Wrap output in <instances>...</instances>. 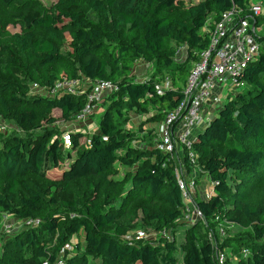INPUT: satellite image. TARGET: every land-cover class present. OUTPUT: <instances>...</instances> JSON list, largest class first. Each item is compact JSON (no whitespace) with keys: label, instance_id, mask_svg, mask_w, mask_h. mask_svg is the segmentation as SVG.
Masks as SVG:
<instances>
[{"label":"trees","instance_id":"trees-1","mask_svg":"<svg viewBox=\"0 0 264 264\" xmlns=\"http://www.w3.org/2000/svg\"><path fill=\"white\" fill-rule=\"evenodd\" d=\"M19 1L22 0H0V3L10 6ZM233 3L246 9L249 0L190 3L180 0H56L47 10L17 16L20 30L12 34L11 42L16 53L29 62L25 68L29 84L27 89L22 78L11 74L14 54L0 39V62L6 69L0 74V120L13 121L24 134L23 137H4V130H0V210L19 218H39L40 223L5 237L0 235L4 247L0 264H54L58 259L64 264H177V247L172 238L160 236L158 242H132L121 237L122 227L115 225L117 236L110 230L122 217L113 203L127 182L110 177L116 161L133 165L143 157L148 158V163L138 165L130 175L128 193L125 196L120 193V197L123 205L136 195L162 201L163 210L147 214L144 209L148 217L160 223L159 232L164 228L172 229L183 218L184 208L175 177V158L169 161L168 155L154 148L133 147L134 134L122 128L118 121L122 108L145 113L151 104L158 109L150 119H163L166 111L181 100L182 84L191 65L189 69L185 66L193 61L195 51L206 46L207 36L201 29L216 21ZM79 4L86 14L76 9ZM94 16L106 17V21H93ZM255 18L257 26L264 25V13ZM66 31L70 41L61 52L57 44L63 41ZM258 38L259 52L242 76L246 87L227 98L194 141L197 164L216 184L209 199L198 196L194 199L206 223L197 220L196 224L188 225L182 264H217L215 249L208 238L209 229L216 232L220 219L238 210L245 218L244 226L250 229L245 237L236 241L226 238L220 243L217 238L222 250L231 247L237 252L235 259L227 252L224 264H264V200L252 204L243 190L244 184L264 167V31ZM181 45L187 47L188 56L178 61L176 56ZM137 60L154 66L155 72L145 81H133L130 75ZM164 68L165 73H175L172 80L176 90L156 96L153 83L155 78H160L157 70ZM62 77H80L89 82L106 79L119 87L102 101L104 111L94 131L71 132L70 147L75 153L68 152L65 156L63 129L59 135L46 130L33 135L42 128V122L55 121L51 115L54 108H59L62 119L69 121L84 106L83 93L49 92V87ZM34 82L41 86L40 91L32 89ZM85 135L87 145L79 148L80 139ZM120 150L124 154H120ZM67 157L69 163L58 171ZM150 158L153 160L149 161ZM28 175L39 178L41 185L33 180L25 181ZM232 179L234 183H230ZM84 180L90 190H93L91 182L97 181L103 188L101 196L72 194L71 199L58 203L57 193H68L73 183ZM21 187L23 195L15 204L14 195ZM227 204H232V209L226 207ZM41 228L50 234L58 233L55 246L48 247L44 243ZM80 229L85 241L82 253L72 257L62 255L63 247L71 240L68 236ZM243 249L249 250L246 257L241 254Z\"/></svg>","mask_w":264,"mask_h":264},{"label":"built area","instance_id":"built-area-1","mask_svg":"<svg viewBox=\"0 0 264 264\" xmlns=\"http://www.w3.org/2000/svg\"><path fill=\"white\" fill-rule=\"evenodd\" d=\"M263 1L249 0L246 9L233 3L230 8L220 13L216 21L204 26L205 29L202 32L207 36V43L205 47L194 53L192 65L186 81L182 85L181 100L172 109L166 111L155 129H151L153 141H155L153 148L163 155H168L169 161H172L173 158L177 161L174 171L184 203L183 219L185 220L183 221L186 223L193 224L197 220L206 223L194 199L196 196L200 199H209L216 184L197 164L193 147L199 131L210 121L209 118L205 119L206 106L209 105L211 99L217 104L221 103L222 89L227 80H230V85L233 88L246 87V81L242 79V76L247 65L254 61L259 52L258 37L261 26H257L255 17L264 13ZM182 50H187V47L184 45ZM187 56L186 51L185 59ZM178 57L179 54H177L176 59L181 61L182 58L179 59ZM148 64L152 65L150 62ZM154 72L153 66V72L150 76ZM150 76L145 77L144 81ZM172 77L166 73L160 78H155L153 90L156 96H162L167 91L176 90ZM87 83L84 85V80L80 77H62L49 87L51 94L63 92L71 95L80 93L85 95L84 106L72 117V121L75 123H86L104 98L119 89L117 84L106 79H97ZM31 85L33 90L40 91L41 86L38 83L34 82ZM3 128L0 120V130ZM80 128L76 131H85L82 126ZM71 132L66 128L62 130V143L66 147L72 145ZM202 173H205L209 182L208 187L205 186L203 191L197 181V176ZM192 214L195 219H192ZM39 223V218H21V221L15 222L12 227L7 225L5 231L11 234L9 231L14 232V226L35 227ZM216 230L214 232L209 229L208 238L215 249L217 264H224L228 255L217 243L218 235L223 236L224 229L216 227ZM170 231V229L164 228L160 230L159 235L165 239H170ZM5 236L3 235V237ZM3 237L0 236V247ZM248 253V249H243L241 252L244 257ZM43 264L47 263L43 262ZM54 264H64V262L62 259H58Z\"/></svg>","mask_w":264,"mask_h":264},{"label":"rangeland","instance_id":"rangeland-1","mask_svg":"<svg viewBox=\"0 0 264 264\" xmlns=\"http://www.w3.org/2000/svg\"><path fill=\"white\" fill-rule=\"evenodd\" d=\"M184 3H190V2H196L199 0H180ZM56 3V0H22L16 3H13L10 6H5L2 3H0V39L3 40V42L9 46L12 49V53L14 54V65L10 67L11 74L17 77L22 78V84L27 87L28 89V76H27V66L29 65V62L22 56L16 53V49L14 44L11 42V36L14 32L19 31V24L17 23L18 17L22 14H28L34 11H37L39 9L47 10L50 6L54 5ZM264 5V1H263ZM81 4H79L76 9H80ZM83 14H86L87 11L81 10ZM93 21L103 20L106 21V17H92ZM105 19V20H104ZM205 29V27L202 28V31ZM261 32L264 31V25L261 26ZM70 41V36L68 32L66 31L63 34V41L61 43H58L59 50L61 52H64L67 48V44ZM4 59V57L1 56V59ZM144 64V67H146V74L140 73L139 75L137 73L133 74L134 67L131 68L130 75L132 76L133 81H143L145 77L151 75L153 72V66L151 64H147L145 61H140ZM190 64L187 63L185 66V69H189ZM6 69L3 64V62H0V74L5 73ZM165 71L167 69H160L157 70L159 72V75L157 77H162L165 75ZM171 76H173L175 73L172 71L169 72ZM181 81V80H179ZM182 82V81H181ZM183 85V84H182ZM244 87H238L233 88L230 85V80H227L225 87L222 89V101L221 103H215L212 107L211 111L205 115V119L213 118L217 115L220 106L223 104L224 101H226V98L233 97L236 92L243 91ZM30 94V92H28ZM32 93V92H31ZM229 95V96H228ZM126 102V101H125ZM157 108L156 105L151 104L150 108ZM155 110V109H154ZM104 111V106L102 104L99 105L98 109L93 114V123L97 126L99 123V119ZM151 111V110H150ZM151 112H141L137 111L135 109H128V108H122L121 116L119 118V124L122 128L128 129L132 134H134L135 138L131 142V145L136 148H141L144 150L152 149L153 148V141L152 138V132L151 129H155L158 124V120H151L148 118L152 113ZM51 115L55 118V121L52 124H45L42 122V128L37 129L36 132H34L33 135L39 134L42 131L46 130L52 133V135H59V131L64 129L63 124L65 121L61 117V113L57 108H54L51 111ZM2 126L4 127V137H23L24 134L20 132L17 129L16 124L11 120H1ZM45 126L47 128L45 129ZM69 129V128H66ZM146 130V132L143 134V131ZM87 135H85L84 142L83 140L80 143L79 148H85L86 147V140ZM70 153L73 155L75 151L71 149V147H66L63 150L64 156L67 153ZM120 154H124L123 150L119 151ZM149 153V152H146ZM69 157H67L66 160L62 161L61 166L57 168L58 171L62 170L67 164L69 163ZM153 158H150L149 161H152ZM148 163V158L143 157L141 158L137 163L133 165H125L121 164L119 161H116L114 163V170L110 174V177L113 179L118 180H127L126 183L121 187L120 193L121 196H125L128 193V189L131 186L130 183V175L133 173V171L137 168H139L141 165H145ZM139 165V167H138ZM52 175H55L54 172L51 173ZM197 181L200 186V189L203 191L204 187H208V179L207 176H205V173L199 174L197 176ZM25 181L33 180L34 183H37L38 185H41L42 181L33 176L28 175L25 179ZM230 183H234L233 179L229 180ZM207 183V184H206ZM91 186L93 187V190H90L87 187V182L84 180L81 183L75 182L72 185V190L68 193H57L55 195L58 203L62 202L65 199L72 198V194H77L81 197H87L92 196L95 197L97 195L101 196V192L103 191V188L101 185L97 183V181H92ZM243 190L246 191L248 200L252 204L260 203L264 200V167L260 169L259 174L257 176H252L249 181L244 184ZM23 188H18L17 193L14 195V203L17 204L19 198L23 195ZM120 193L117 196V199L115 200L114 208H118L119 212L122 214V217L117 219L114 224L111 226L112 233L117 236L115 233V225L122 227L123 229V237L124 239L132 242H158L161 240L159 235V222L156 219H151L147 216V214L154 213L158 210H163L165 208V204L160 201L158 198L155 199H149L145 195H136L128 200L127 205H123L120 197ZM53 207V206H52ZM226 207H229L232 209V204H227ZM144 209L147 210V214L144 212ZM0 214L2 215V218L0 220L1 228L0 231L3 233V235H9L5 231V228L7 225L14 224L15 222H20L21 218L16 217L12 215L11 213H6L4 211L0 210ZM11 214V215H10ZM192 219H195L194 215H191ZM185 219H180L178 223L172 229H170V235L171 238L175 241V245L177 247L176 249V258H177V264L183 263V257L185 253V234L186 230L188 228L189 223H186L183 221ZM245 218L243 217L240 210L231 212L227 217L220 219V221L217 223L216 227H220L224 229L225 236H219L218 235V241L221 243L226 238L230 239V241H236L239 237H245L247 235V231H249V227L244 226ZM194 222L193 224H196ZM192 224V225H193ZM200 224V223H199ZM11 229V228H10ZM21 226L18 225L17 227L14 226V233L17 230H20ZM41 231L44 232V228H41ZM10 233H13L12 230L9 231ZM203 232V230H201ZM71 236V240H69L66 243V246L62 249V255L67 257L76 256L84 250L85 241H84V232L82 229H80L77 233L73 235H69L68 238ZM58 239V233H47L44 232L43 235V241L48 247H53L57 244ZM3 240H1L2 243ZM4 247H0V256L2 253ZM231 249V250H230ZM226 253L228 252V255L232 259H235L237 257V252L234 251L233 248L227 247L225 249ZM239 256V254H238ZM97 262H100L99 260H96Z\"/></svg>","mask_w":264,"mask_h":264},{"label":"crops","instance_id":"crops-1","mask_svg":"<svg viewBox=\"0 0 264 264\" xmlns=\"http://www.w3.org/2000/svg\"><path fill=\"white\" fill-rule=\"evenodd\" d=\"M201 32H202V29H201ZM184 45H181V46H179L180 47V49H179V59H181V61H183L184 59H185V56H186V51L187 50H182V47H183ZM140 61H143V60H137L135 63H134V65L132 66V67H134V70H133V74H135V73H137L138 75L140 74V73H144V75L146 74V67H144V64L142 63V62H140ZM179 61V60H178ZM148 64V63H147ZM190 65H192V62H190ZM149 75V74H148ZM83 80H84V85L86 84H88L87 82H89L87 79H85V78H83ZM223 97V96H222ZM214 104H215V102L213 101V99H211V101H210V103H209V105H207L206 106V108L208 109V113L209 112H212L211 111V109H212V107L214 106ZM206 108H205V110H206ZM58 110H59V108H57ZM155 109V110H154ZM157 109L158 108H153V107H151L150 108V106H148L147 107V111L145 112V113H147V112H151V111H155L154 113H152L148 118H150L151 116H153V115H155L156 114V112H157ZM151 110V111H150ZM60 111V110H59ZM60 113H61V111H60ZM212 118H210V120H211ZM80 126H82V127H84L85 129L84 130H88L89 131V133H91L92 131H94L96 128H97V126L93 123V115L89 118V119H87V121H86V123H75L74 121H72V119L71 120H69V121H65V123L63 124V127H65V128H69V130L70 131H72V132H75L76 130H79V129H81L80 128ZM146 132V130H144L143 131V134ZM84 138L85 137H82L81 139H80V142L79 143H81V141L83 140V142H84ZM86 142H87V140H86ZM153 143V142H152Z\"/></svg>","mask_w":264,"mask_h":264}]
</instances>
